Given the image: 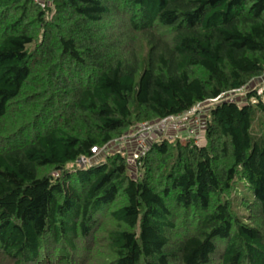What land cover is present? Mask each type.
Listing matches in <instances>:
<instances>
[{"label": "trees", "instance_id": "1", "mask_svg": "<svg viewBox=\"0 0 264 264\" xmlns=\"http://www.w3.org/2000/svg\"><path fill=\"white\" fill-rule=\"evenodd\" d=\"M46 2L0 0L1 264H264V0ZM218 97L206 143L81 165Z\"/></svg>", "mask_w": 264, "mask_h": 264}, {"label": "rangeland", "instance_id": "2", "mask_svg": "<svg viewBox=\"0 0 264 264\" xmlns=\"http://www.w3.org/2000/svg\"><path fill=\"white\" fill-rule=\"evenodd\" d=\"M37 3L41 5V7L52 6L51 2H46V0H36ZM53 15L51 13L48 14V18L52 19ZM116 23H113V27H116L119 31L122 27V22L125 21V18L118 17L114 19ZM129 33V32H127ZM128 38L124 37V44L128 45H134L139 48H142V45L144 43L142 42V37H140L138 40L135 38V34H131ZM144 48V46H143ZM264 81V77L258 78L257 80L251 82L249 87L246 88H255L260 86ZM245 88V89H246ZM245 89L237 90L233 93H230L226 97L233 98L235 100H238V102H243L246 99L245 95ZM262 89L259 88V92H261ZM216 102H209L202 104L201 107L197 108L198 111L195 112H187L183 114L181 117H175L169 122H161L160 119H155L153 121H149L150 124L148 127L142 126L143 123L137 124L135 127H133L131 130L124 133L122 136L116 138L112 142H110L107 146V148L102 149L100 152H97L93 159H81V165L84 166L86 163H95L99 160H103L107 155L111 153L116 152H125L129 170L133 177L137 176V164L139 161V158L145 155L150 146L155 142L162 138H170L174 139L177 137H180L182 141H185L188 137H194L191 136V129H195L198 136L200 143H206V139L203 135V132L205 130L204 125V119L207 116L205 112L208 113L209 108ZM205 110L204 114L203 111ZM201 114H198L200 113ZM142 142L146 144L144 149H141ZM137 152V153H136ZM137 154V155H136ZM112 222L109 219L104 218L102 222V226L104 228L111 227ZM113 227V226H112ZM1 264V262H0Z\"/></svg>", "mask_w": 264, "mask_h": 264}, {"label": "built area", "instance_id": "3", "mask_svg": "<svg viewBox=\"0 0 264 264\" xmlns=\"http://www.w3.org/2000/svg\"><path fill=\"white\" fill-rule=\"evenodd\" d=\"M219 99H220V97L211 100V102H216V101H218ZM201 105H202V103L197 104V105H196L195 107H193L189 112H195V111H198L197 108L201 107ZM198 114H201V111H200V113H198ZM181 116H183V115H181ZM181 116H172V117H168V118L162 119L161 122H165V123H166V122H169L170 120H172V119L175 118V117H181ZM140 124H141V123H140ZM149 124H150V122H143L142 126H144V127H148ZM195 133H197L196 130H195V129H191V134H192L191 136H194L193 139H195L196 143H200L199 136H198L197 134H195ZM107 146H108V145H106V146L103 147V148H99V147L95 146V147L92 148V153H93L94 156H95L97 152H100L102 149L107 148ZM145 146H146V144H144V143L142 142V144H141V149H144ZM136 153H137V152H136ZM136 155H137V154H136Z\"/></svg>", "mask_w": 264, "mask_h": 264}]
</instances>
